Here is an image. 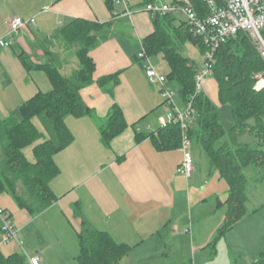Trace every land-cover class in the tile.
<instances>
[{"label":"crops","instance_id":"crops-1","mask_svg":"<svg viewBox=\"0 0 264 264\" xmlns=\"http://www.w3.org/2000/svg\"><path fill=\"white\" fill-rule=\"evenodd\" d=\"M128 6L133 12L131 16L116 0H0V38L7 34L15 17L36 19L35 26L22 30L13 45L0 47L1 119L17 113L38 93L52 90L49 78L39 66L48 61L46 46L55 52L53 47L59 43L55 35L59 30L77 19L101 25L97 32L98 43L90 52L96 66L95 82L82 91L90 112L84 117L66 118L74 139L55 156L60 174L51 182V188L57 201L44 213L33 217L19 209L9 195H0V211H6L11 217L30 249L27 251L20 240L0 245V252L6 257L26 253L39 256L43 264H79L77 230L80 221L75 218L73 209L77 203L95 229L107 232L117 243L132 248L120 264H186L181 259L184 249L192 255L193 264H214L219 256V242L225 239L227 243L228 233L217 242L213 255L210 245L225 222V214L222 226L216 230L203 232L201 226L197 229V225L207 219L206 215L199 218L200 222L192 223L190 232L181 227V209L189 191L183 175L177 172L183 151L181 147L160 151L148 137L161 129L160 120L171 109L159 89L149 83L138 58L143 40L154 32V17L144 11L143 0H128ZM56 54L60 65L61 53ZM184 54L194 61L200 54V63L203 61L199 49L192 44L185 45ZM113 75H118L119 83L110 95L97 82ZM203 92L214 104L220 105L216 81H206ZM115 104L122 110L127 128L105 145L101 132L108 126ZM99 122L103 125L99 126ZM34 124L44 130L40 120L35 119ZM139 135L147 138L138 142ZM30 148L27 155L26 150ZM27 149L25 155L33 161V147ZM194 161V174H197L195 157ZM193 175L185 178L188 181ZM222 208L226 213V208ZM29 228L33 234L26 235ZM1 236L0 216V242ZM263 250L262 238L250 240L246 254L255 257L250 264H254ZM197 256L200 259L195 260ZM227 264L231 263L227 261ZM240 264H246V260H240Z\"/></svg>","mask_w":264,"mask_h":264},{"label":"trees","instance_id":"trees-1","mask_svg":"<svg viewBox=\"0 0 264 264\" xmlns=\"http://www.w3.org/2000/svg\"><path fill=\"white\" fill-rule=\"evenodd\" d=\"M151 2L153 0H143L144 6ZM191 2L200 15L208 13L203 0ZM178 22L174 15L155 17L154 32L143 40V48L152 59L163 55L170 68L167 76L169 85L175 88L185 106L193 102L197 121L190 131L192 143L202 147L211 166L227 182L228 198L225 203L219 201V206L226 208L225 222L210 245L214 255L221 238L243 218L259 211H248L249 184L254 180L247 172L262 173L263 177L258 180L264 181V88L254 89L257 83L255 76L264 73V60L249 36L242 32L217 51L212 77L217 83L219 104L230 106L234 118L233 128L227 131L218 106L203 90L196 94V77L202 70L203 61L199 63L184 54L185 45L192 44L203 57L202 39L191 34L185 21ZM99 28L101 25L77 19L59 30L55 37L61 39L67 49H75L74 55L80 67L70 76L63 75L56 62L57 54L46 46L48 61L39 68L49 78L52 90L38 93L17 113L0 118V195H9L19 209L33 217L44 213L58 199L51 188V182L60 174L55 156L74 139L66 118H80L90 112L82 91L95 82L96 66L90 52L98 43ZM262 35L264 37V31ZM118 83V75L97 82L110 95ZM35 119L40 120L44 130L37 128ZM126 128L122 110L117 104L113 105L109 124L101 132L103 143L109 145ZM148 137L160 151L181 147V129L177 124L161 128ZM137 138L140 142L147 136L139 135ZM31 146L33 161L28 160L24 152ZM73 209L75 218L80 221L77 230L79 264H120L130 254V246L117 243L107 232L95 229L87 221L80 203ZM0 264H27V259L22 253L6 257L0 252ZM254 264H264V250L258 254Z\"/></svg>","mask_w":264,"mask_h":264},{"label":"built area","instance_id":"built-area-1","mask_svg":"<svg viewBox=\"0 0 264 264\" xmlns=\"http://www.w3.org/2000/svg\"><path fill=\"white\" fill-rule=\"evenodd\" d=\"M153 1L147 4L144 11L151 17L157 16H184L185 22L195 37L202 39L205 53L203 56V67L196 77V94L203 90L204 81L212 77L213 68L216 63V53L221 46L230 38L242 32L249 36L260 57L264 60V0H203L208 6V13L200 15L194 8L191 0H173L171 2ZM123 4L127 15H133L129 9L128 0H116ZM35 18L15 17L7 34L0 38V47L6 48L15 43L16 37L22 30L35 26ZM141 61L145 75L149 83L159 89L161 97L171 107L166 117L160 120L161 128L171 124L180 126L183 151V160L177 172L186 178L191 177L195 171V161L192 154L193 143L190 131L197 121V113L193 102L182 110L176 105L174 98L176 90L172 88L167 76L161 74L152 58L143 48L138 56ZM264 88V78L258 79L255 90ZM2 219V236L0 245H8L18 240V231L13 221L4 211H0ZM27 264H43L39 256H29L25 253Z\"/></svg>","mask_w":264,"mask_h":264},{"label":"rangeland","instance_id":"rangeland-1","mask_svg":"<svg viewBox=\"0 0 264 264\" xmlns=\"http://www.w3.org/2000/svg\"><path fill=\"white\" fill-rule=\"evenodd\" d=\"M178 21H185V17L178 16ZM58 41V45L54 46L53 50L55 53H61L59 55V64L62 68L63 75L70 76L80 67L79 60L74 56L75 49H67L66 44L61 39ZM196 57L197 61L200 63V54H197ZM153 60L158 70L167 76L170 74V68L163 56L160 55ZM255 77L257 80L264 78V73L258 74ZM209 80L215 81L214 77H208L204 81V87L206 81ZM174 101L178 108L184 109V102L177 92ZM218 108L224 128L227 131L231 130L234 126V118L231 107L228 105H218ZM102 125V122H99V126ZM30 151L31 148L26 150L27 155L30 154ZM191 151L197 160L196 162L198 163L199 172L194 174L193 177L188 181L183 176L184 184L189 191L188 194L186 192L187 196L181 209V227H185V229L190 232L192 229V223H194V221L200 222L199 218L206 215L207 219L204 222L198 224L197 229H199L201 226L203 228V232L209 231L211 229L216 230L217 227L222 226L223 224L221 223V220L224 219L225 209L219 206L218 200L221 202H225L227 200V182L222 180L216 169L211 166L208 155L201 146L194 144ZM247 173L248 176L254 180L250 181L249 184V202L247 203L248 211L249 213L256 209H259V211L256 214L246 216L245 220H243L241 224L235 227V229L232 231L228 232V245L225 239L219 242V256L214 260V264H227V261L231 264H240V260H246V264H250L252 260H255V257H250L248 254H246V252H248L250 249V240L254 237H260L264 240V181L258 180L263 177V174H254L251 172V170ZM255 178L257 179L256 181ZM31 232L32 231L30 228L27 229L26 235L30 234ZM188 236H191V234H188ZM232 239L235 241L231 242ZM18 240L25 244L23 233L18 232ZM24 246L27 251L30 250L28 249L27 244ZM78 247L80 252L79 241L77 240V248ZM181 259L186 264H193V262L190 261L193 259L192 255H190V253L185 249L183 250ZM197 259H200V256L195 258V260Z\"/></svg>","mask_w":264,"mask_h":264}]
</instances>
